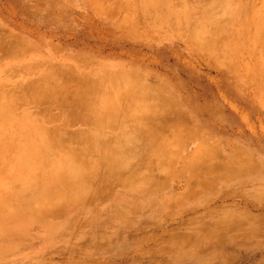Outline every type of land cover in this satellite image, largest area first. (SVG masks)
<instances>
[{
	"label": "rangeland",
	"instance_id": "374dc122",
	"mask_svg": "<svg viewBox=\"0 0 264 264\" xmlns=\"http://www.w3.org/2000/svg\"><path fill=\"white\" fill-rule=\"evenodd\" d=\"M155 1L0 0V126L17 131L0 137V264H264V0ZM53 70L72 126L57 104L43 114L26 102L22 85ZM19 116L27 122L16 125ZM98 135L87 162L65 161L67 147L78 154ZM43 171L57 182L43 177L57 194L46 202Z\"/></svg>",
	"mask_w": 264,
	"mask_h": 264
},
{
	"label": "bare ground",
	"instance_id": "6f19581e",
	"mask_svg": "<svg viewBox=\"0 0 264 264\" xmlns=\"http://www.w3.org/2000/svg\"><path fill=\"white\" fill-rule=\"evenodd\" d=\"M97 1H98V0H97ZM143 1H144V0H143ZM208 1H209V0H208ZM212 1H213V0H212ZM212 1H211V2H212ZM100 2H101V1H100ZM100 2H99V3H100ZM154 2L156 3L157 1L154 0ZM221 2H222V1H221ZM228 2H229V1H228ZM147 3L149 4L148 0H147ZM155 3H154V4H155ZM159 3H161V2H159ZM209 3H210V2H209ZM222 3H223V2H222ZM224 3H225V0H224ZM234 3H235V2H234ZM145 4H146V3H145ZM164 4H165V3H164ZM201 4H202V3H201ZM203 4H205V3H203ZM215 4H216V3H215ZM91 5H92V4H91ZM159 5H160V4H159ZM205 5H206V4H205ZM209 5L211 6L210 8H212V5H211V4H209ZM213 5H214V3H213ZM218 5H220V4L218 3ZM221 5H222V4H221ZM224 5H225V4H224ZM154 6L157 7V5H154ZM166 6H167V5H166ZM163 7H164V5H163ZM213 7H215V6H213ZM216 7H217V6H216ZM216 7H215V9H217ZM239 7H240V6H239ZM101 8H102V7H101ZM194 8H195V7H194ZM200 8H202L201 5H200ZM203 8H204V7H203ZM205 8H206V6H205ZM196 9H197V8H196ZM207 9H208V8H207ZM239 9H241V8H239ZM101 10H102V9H101ZM159 10H160V9H159ZM194 10H195V9H194ZM210 10H211V9H210ZM213 10H214V9H213ZM213 10H212V11H213ZM172 11H173V10H172ZM186 11H187V10H186ZM212 11H211V12H212ZM228 11H230V9H229ZM233 11H234V10H233ZM100 12H102V11H100ZM203 12H204V11H203ZM206 12H208V10H207ZM209 12H210V11H209ZM211 12H210V13H211ZM213 12H214V14H215V11H213ZM238 12H239V11H238ZM210 13H209V15H207V16L210 17ZM232 13H233V12H232ZM258 13H259V12H258ZM187 14H188V12H187ZM214 14H213V15H214ZM227 14H228V13H227ZM184 15L186 16V14H184ZM230 15H231V13H230ZM230 15H229V16H230ZM258 16H259V15H258ZM173 17H174V16H173ZM178 17H179V16H178ZM259 17H260V16H259ZM197 18H198V17H197ZM202 18H204V17H202ZM225 18H226V17H225ZM212 19H213V18H212ZM245 19H246V18H245ZM173 20H174V19H173ZM206 20H207V19H206ZM206 20H205V21H206ZM205 21H203V22H205ZM172 22H173V21H172ZM206 22H207V21H206ZM186 24H187V23H186ZM243 25H244V24H243ZM256 25H257V27H262V25H263L262 20H258V19H257V20H256ZM192 26H193V25H192ZM248 26H249V25H248ZM240 27H241V26H240ZM242 28H243V27H242ZM248 28H249V27H248ZM239 29H240V28H239ZM189 30H190V29H189ZM191 30H192V29H191ZM193 30H194V29H193ZM240 30H241V29H240ZM248 30H250V29H248ZM195 31H196L197 33H199V32H198V31H199L198 29H195ZM250 31H251V30H250ZM250 31H249V32H250ZM256 31H257V30H256ZM261 31H262V30H261ZM196 32H195V33H196ZM251 32H252V31H251ZM257 32H258V31H257ZM262 33H263V32H262ZM236 34H238V33H236ZM251 35L254 36V34H251ZM258 35H259V34H258ZM195 36H196V35H195ZM261 36H262V35H261ZM263 36H264V34H263ZM259 39H260V38H259ZM198 40H199V39H198ZM201 41H202V40H201ZM251 41H252V40H251ZM202 42H203V41H202ZM202 42H201L200 44H202ZM249 42H250V41H249ZM203 43H204V42H203ZM253 43H254V41H253ZM197 44H198V43H197ZM209 44H210V43H209ZM209 44L206 43V45H209ZM214 44H215V43H214ZM214 44H210L211 46H210V45H209V46H206L207 49H209L207 52L210 53V50L214 48L211 52L218 50V52L216 51V52H214V53H215L216 55H219V51H220V49L217 48L218 45H217V47H215ZM203 45H205V44H203ZM209 47H212V48L210 49ZM204 48H205V46H204ZM203 50H205V49H203ZM205 51H206V50H205ZM217 53H218V54H217ZM220 53H221V52H220ZM212 56H215V55L212 53ZM215 57H216V56H215ZM223 57H224V56H221L222 59H223ZM218 58H219V57H218ZM221 58H220V60H221ZM224 58H225V57H224ZM227 58H228V57H227ZM215 60H217V57H216ZM228 61H229V60H228ZM217 62H219V61L217 60ZM221 62L223 63V62H224V59H223V61H220V63H221ZM226 63H227V61H226ZM223 64H225V63H223ZM227 64H228V63H227ZM227 64H226V65H227ZM26 66H27V65H26ZM30 66H31V65H30ZM222 66H223V65H222ZM24 68H25V70L28 69V71H29V68H30V67H27V68L24 67ZM33 68H34V67H33ZM33 68H32V69H33ZM17 70H18V68H17ZM19 70L21 71V69H19ZM17 72H18V71H17ZM47 72H48V70H47ZM19 73H20V72H19ZM21 73H24V72L21 71ZM13 74H14V73H13ZM16 74H17V73H15V75H16ZM62 75H63V73L61 74V72H59V71L54 72V70H53V72H49V73L47 74V76L45 75V77H43V75H42V76H40L41 78H38V77H37V78H38L37 80L35 79V78H36V77H35V78H34L35 81L32 79V82H31L30 84H29V83H26V84L22 85V88H23V89H26V90H27V89H30V90H29V91H30V92H29V96H30V99H29V100H30V101L27 100L26 102L31 103V104L34 103V104H35V107H39V109L41 110L40 112L43 113V114H46L45 111H50V110H52V106H53L54 104H57L59 107H61V110H63V111H62V114L64 113V114L66 115V116H62L63 119H64L63 121L66 120L67 125H68V126H72V123H70V122H72V118L74 117V113L72 112V105H68V104L66 103V101H65V97L62 96V95H64V93H63L62 95H60V96L58 95V92H60V84H59V82H60V79L64 77V75H63V77H60V76H62ZM3 77H4V76H3ZM27 80H28V79H27ZM18 81H19V80H18ZM24 81H25V80H24ZM4 82H6V81H4ZM27 82H28V81H27ZM16 83H17V82H16ZM16 83H14V84H16ZM10 84H11V83H10ZM10 84L7 83L6 85H10ZM14 84H13V85H14ZM18 84H19L18 86L20 87V84H21V83L18 82ZM22 84H23V83H22ZM14 86H16V85H14ZM44 86H46V87L44 88ZM1 87H2V86H1ZM9 87H10V86H9ZM11 87H12V84H11ZM11 87H10V88H6V87H4L6 90L8 89L7 92H6V90H5V92L8 93L10 90H12ZM135 87H136V86H135ZM15 88H18V87H14V88H13L15 93H21V94H22V92H20V91H21L20 88H18V90H20V91L17 90L18 92L15 90ZM43 88H44V89H43ZM138 88H139V87H138ZM144 89H145V88H144ZM134 90H135V88H134ZM80 91H81V92L77 91L78 93H75V92H73V93L77 94V95H78V98H80V100H81V103L84 104V103H85V101H84L85 90H80ZM10 92H11V91H10ZM12 92H13V91H12ZM12 92H11V93H12ZM136 92H137V90L135 91V94H137ZM11 93H10V95H9V99H8V98H6V99H8V100L11 99V98H10V96H12ZM15 93H14V94H15ZM141 93H142V92H141ZM14 94H13V100H14L13 103H14V104H17V106H18V104H19L20 102H18V103L16 102V103H15L16 100H15V98H14V96L16 97V95H18V94H16V95H14ZM6 95H7V94H6ZM65 95H66V94H65ZM142 95H143V93H142ZM18 96H19V95H18ZM19 97H20V96H19ZM27 97H28V96H27ZM23 98L25 99L24 96H23ZM63 98H64V99H63ZM122 98H123V97H122ZM142 98H143V97H142ZM151 98H152V97H151ZM16 99H18V98H16ZM43 99H45V100H44L45 103H44ZM148 99H149V98H148ZM148 99H147V100H148ZM0 100H2V99H0ZM10 101H11V100H10ZM19 101H21V97L19 98ZM138 101H139V100H138ZM143 101H145V100L143 99ZM143 101H142V102H143ZM11 102H12V101H11ZM145 102H146V101H145ZM3 103H4V102H3ZM23 103H24V102L20 103V104H21V107H22L23 105L26 104V103H25V104H23ZM143 103H144V102H143ZM9 104H10V103H9ZM20 104H19V105H20ZM140 105H141V104H140ZM144 105H147V104L144 103ZM17 106H16V107H17ZM130 106H132V105H130ZM138 106H139V105H138ZM142 106H143V105H142ZM99 107H100V106H99ZM99 107H98V108H99ZM109 107H110V106H109ZM136 107H137V106H136ZM146 107H147V106H146ZM149 107H150V106H149ZM149 107H147V108H149ZM44 109H45V111H44ZM105 109H106V106L103 108V110H101V107H100L99 110H101V112L103 111L101 114L104 113ZM139 109H141V108H139ZM9 110H10V109H9ZM32 110H33V109H32ZM59 110H60V109H59ZM21 111H22V110H20V112H21ZM35 111H37V110H35ZM35 111H34V112H35ZM38 111H39V110H38ZM83 111H84V110H83ZM106 111H107V110H106ZM109 111H110V110H109ZM143 111H144V110H143ZM7 113H8V112H7ZM20 114H21V113H20ZM2 115H3V114H2ZM8 115H9V114H8ZM86 116H87V115H86ZM117 116H118V115H117ZM19 117H21V116H19ZM87 118H88V119H87L86 122L88 123V125L91 124V121H92V122L94 121V119L92 120V118H90L89 116H88ZM103 119H104V118H103ZM22 120H23V119H22V117H21V119L18 120V121L16 122V125H17V124L19 125V123H24V124H25V123L27 122V121H25V120H23V122H22ZM111 120H112V119H111ZM28 121H30V120H28ZM66 122H65V123H66ZM95 123H96V122H95ZM13 124H14V122H12L10 125H7V126H0V137H1V138H3V139L6 140V141H9V140L12 141V140H15V139L17 138V136L15 135V134L17 133V131L14 132V133H15L14 135H13V133H12V131H11V130L13 129V127L15 126V125H13ZM39 124H40V123H39ZM55 124H56V123H55ZM99 124H100V122H99ZM42 125H43V124H42ZM57 125H58V124H56V127H57ZM64 125H65V124H64ZM32 126H34V125H32ZM40 126H41V124H40ZM40 126L37 127L36 129L42 127V126H41V127H40ZM73 126H75V125H73ZM50 127H51V126H50ZM50 127H47V129H46V128H44V129L48 130V128H49V130H50ZM61 127H62V126H61ZM53 128H54V126H53ZM59 128H60V126H59ZM89 128H91V127H89ZM96 128H97V127H96ZM36 129H35V130H36ZM41 129H42V131H43V127H42ZM41 129H40V130H41ZM55 129H56V128H55ZM57 129H58V127H57ZM85 129H87V128H85ZM31 130L34 132V129H28L29 133L31 132ZM94 130H95V129H94ZM38 131H39V130H38ZM62 131H63V130H62ZM26 132H27V131H26ZM45 132H46V131H45ZM52 132H54V131H51V134H52V135H55V132H54V133H52ZM65 132H67V131H66V128L64 129V133H65ZM34 133H35V132H34ZM39 133H40V132H39ZM62 133H63V132H62ZM30 134L32 135V132H31ZM30 134H29V136H30ZM37 134H38V133H37ZM67 134H68V133H67ZM44 135H45V134H44ZM63 135H64V134H63ZM65 135H66V134H65ZM29 136H28V137L26 136V138H28V141H31V140H29V138H30ZM37 136H38V138H39V140H40L39 135H36V134H35V135H33V137H35V141H39V140H37V139H38ZM66 136H67V135H66ZM107 136H108V135H107ZM131 136H132V134H131ZM155 136H156V135H155ZM24 137H25V136H24ZM50 137H51V136H50ZM50 137H48V136L46 135V138H50ZM55 137H56V135H55ZM103 137H104V136H103ZM160 137H161V136H160ZM58 138H60V135L58 136ZM61 138H62V137H61ZM70 138H73V137H70ZM70 138H68V139H70ZM105 138H106V136H105ZM111 138H112V137H111ZM111 138H110V136H109V138L107 137L105 140L108 141V140H110ZM18 139H19V138H18ZM42 139H44V138H42ZM42 139L40 140V142L42 141ZM73 139H74V138H73ZM75 139H76V137H75ZM83 139H84V138H83ZM83 139H82L81 141H82V142H85V143H84V144H80V149H78V148L75 149V150L78 152V154H74L73 151H72L73 149H71V147H70V149L67 147V149L70 150V152L72 151L71 153H70V152H67V151H68L67 149H66L67 151L63 150V154L67 152V155H66L65 161H66V159H67L68 161H72V159H73V158H72V155H73V156H76L75 158H79L78 155L81 154V156H84V157H83L84 160H83L82 157H80V160H79V161H81V163H85V162H87V161H85V159H87V158H86V157H87L86 155H88V157H89V154H90V156H91L93 153L95 154L96 151H95V152H91V151H93V150H97V148H99V146H101V144L103 143L102 140H101V138H99V135H98V137L96 136L95 138H92V139H90V138H88V140H83ZM103 139H104V138H103ZM45 140H47V139H45ZM45 140H44V141H45ZM65 140L67 141L66 143H69V140H67V139H65ZM65 140H64V138H63V141H61V140H60V141H61V142H65ZM71 140H72V139H71ZM71 140H70V141H71ZM76 140H77V139H76ZM44 141H43V145H44ZM72 141H73V140H72ZM72 141H71V143H72ZM110 141H111V140H110ZM135 141H136V140H135ZM33 142H34V140H33ZM40 142H38V143L35 142V144H37V147H34V149H35L36 151H37L38 147L41 148V145L38 146ZM131 142H133V140H131ZM154 142H155V141H154ZM18 143H19V142H18ZM48 143H49V141H48ZM66 143H65V144H66ZM78 143H80V142H78ZM104 143H105V142H104ZM35 144H33V145L36 146ZM41 144H42V143H41ZM46 144H47V143H45V145H44L45 147H44V148H47V147H48V146L46 147ZM128 144H129V143H128ZM33 145H32V146H33ZM48 145H51V144H48ZM53 145H54V144H53ZM53 145H51V146H53ZM62 145L64 146V144H62ZM78 145H79V144H78ZM91 145H93V147L90 149V146H91ZM114 145L116 146V144H114ZM120 145H121V143H120ZM125 145H126V144H125ZM125 145H124V146H125ZM17 146H20V145H17ZM32 146H31V150H32ZM54 146H55V145H54ZM59 146H60V145H59ZM65 146H67V144H66ZM115 146H114V147H115ZM132 146H133V145H132ZM140 146H141V145H140ZM49 147H50V146H49ZM56 147H57V146H56ZM56 147H54V148H56ZM94 147H95V148H94ZM106 147H108V146H106ZM112 147H113V146H112ZM114 147H113V148H114ZM116 147H117V148L119 147V153H120V152L122 153L123 150L120 151V146H116ZM121 147L124 148L122 145H121ZM129 147H130V146H129ZM62 148H63V147H61V149H62ZM126 148H127V147H126ZM126 148H124V149L126 150ZM134 148H135V149H134V150L132 149L131 151H135V150H136V146H135ZM28 149H30V148H28ZM57 149H58V148H57ZM77 149H78V150H77ZM106 149H107V148H106ZM129 149H131V148H129ZM129 149H127V151H129ZM137 149H138V148H137ZM22 150L26 151L25 149H22ZM50 150H51V149H50ZM50 150H48V151H50ZM117 150H118V149H117ZM125 150H124V151H125ZM32 151H33V150H32ZM44 151H45V150H44ZM46 151H47V150H46ZM111 151H112V150H111ZM124 151H123V153H124ZM127 151H125V153H126ZM160 151H161V150H160ZM19 152H20V150H18V153H19ZM22 152H23V151H22ZM55 152H56V151H55ZM57 152H58V151H57ZM117 152H118V151H117ZM139 152H140V151H139ZM13 153H15V152H13ZM18 153H16V154H17V155H16V158H17V156H19ZM27 153H30V152H27ZM43 153H44V152H43ZM61 153H62V152H61ZM72 153H73V154H72ZM115 153H116V152H115ZM121 153H120L119 155H120V158L123 159V157H122L123 155L121 156ZM127 153H128L127 157H128V156L130 157V155H129L130 152H127ZM135 153H136V151L134 152V157H135ZM40 154H42V152H41ZM50 154H51V153H49V155H50ZM56 154H57V153H56ZM112 154H113V153H112ZM130 154H131V153H130ZM132 154H133V152H132ZM139 154H141V152H140ZM12 155H13V154H12ZM22 155H23V153H22ZM26 155H27V154H25V157H26ZM31 155H32V154H31ZM31 155H30V157H31ZM47 155H48V153H47ZM49 155L46 156V157H49ZM51 155H53V154H51ZM59 155H60V157H62V159H63V156H62L60 153H58V156H59ZM64 155H65V154H64ZM136 155H137L138 158L141 157V156L139 157V155H138L137 153H136ZM144 155H145V154H144ZM37 156H38V158H39V156H41V155H39L38 151H37ZM44 156H45V155H44ZM28 157H29V156H28ZM33 157H34V156H33ZM42 157H43V156H42ZM46 157H44V160H45V159H49V158H46ZM60 157H59V159H60ZM124 157H125V160H126L127 158H126L125 155H124ZM53 158H54V157H53ZM53 158H51V159H53ZM81 158H82V159H81ZM130 158H131V159H130ZM130 158H129L128 161H131V160H132V157H130ZM28 159H29V158H28ZM28 159H27V162H26V159L24 160V162L28 163L27 165L29 166V163H31V160L29 159V160H30V162H29ZM34 159H36V155H35V158H34ZM62 159H61V160H62ZM133 159H135V158H133ZM140 159H142V158H140ZM17 160H18V159H17ZM38 160H39V159H38ZM40 160H41V159H40ZM40 160L38 161L39 163H40ZM44 160H43V161H44ZM54 160H56V159H54ZM63 160H64V159H63ZM63 160H62L61 162H63ZM77 160H78V159H77ZM120 160H121V159H120ZM143 160H144L143 162L146 161L145 158H144ZM15 161H16V160H15ZM35 161L37 162V160H35ZM65 161H64V162H65ZM82 161H85V162H82ZM118 161H119V160H118ZM122 161H123V160H122ZM122 161H120V162H122ZM132 161H133V160H132ZM132 161H131V162H132ZM138 161H140V160H138ZM9 162H11V160H10ZM45 162H46V161H45ZM49 162L51 163L52 161H49ZM56 162H57V161H56ZM124 162H125V161H124ZM26 163H25V164H26ZM32 163H34V162L32 161ZM32 163H31V165H32ZM41 163H42L43 165L45 164L44 162H41ZM66 163H67V162H66ZM66 163H65V164H64V163L60 164V166H62L63 164H64V165L62 166L63 168L61 167V168H59V169H61V170H62V169H66V170H68V172H69L70 174L67 173V172H66V173L69 174L68 177L71 179V178H73V177L71 176V174H72V172H71V171H72V165L69 164V163H67V164H66ZM88 163H89V160H88ZM117 163H118V162H117ZM11 164H13V162L10 163L9 165H11ZM37 164H38V163H37ZM51 164H52V163H51ZM141 164H142V163H140V166H141ZM34 165H35V164H34ZM43 165H42V166H43ZM49 165H50V164H49ZM136 165L139 166V164H136ZM142 165H143V164H142ZM23 166H25V165L23 164ZM36 166H38V165H36ZM57 166H59V165H57ZM88 166H89V165H88ZM7 167H8V166H7ZM13 167H15V164H13ZM40 167H41V166H40ZM44 167H46V166L44 165ZM47 167H48V166H47ZM85 167H86V166H82V167H81V169L83 168L84 173H85V169H84ZM8 168H10V166H9ZM25 168H26V166L24 167V170H25ZM34 168H35V167H32V168H30V169H27V168H26V170H28V174H30L31 176H32V173H31V172L29 173V171H32V169H34ZM50 168H51V167H48V168H47V169H48V170H47L48 172L50 171ZM56 168H57V167H56ZM56 168H55V169H56ZM116 168H117V167H116ZM136 168H137V167H136ZM138 168H139V167H138ZM138 168H137V169H138ZM13 169H14V168H12V171H13ZM36 169H38V168H36ZM36 169H34V170H36ZM42 169H44V168H42ZM45 169H46V168H45ZM57 169H58V168H57ZM81 169H80V170H81ZM87 169H88V168H86V174L89 172V169H88V172H87ZM92 169H93V168H92ZM142 169H143V168H142ZM26 170H25V172H26ZM34 170H33V171H34ZM38 170H39V169H38ZM52 170H53V167H52ZM9 171H11V169H10ZM9 171H8V172H9ZM33 171H32V172H33ZM64 171H65V170H64ZM83 171L81 170V174H83ZM138 171H140V168H139ZM147 171H148V170H147ZM23 172H24V171H23ZM36 172H37V173H34V172H33V173H34L35 175L39 173L38 171H36ZM58 172H60V171H58ZM26 173H27V172H26ZM46 173H47L46 171H45V173H44V171H43V174H44L43 176H42V174H39L40 176H42V177L40 178V179L42 180V186H41V184H39L41 187H43V186L46 185V184L43 185V184H44V183H43V182H44V181H43V177H44V176L47 177V178L44 177V180L46 179L47 181L49 180V178L51 179V177H52L51 175H50L51 177L45 175ZM49 173H50V172H49ZM49 173H48V175H49ZM54 173H55V172H54ZM56 173H57V172H56ZM62 173H63V172H60V175H61ZM9 174H10V173H9ZM28 174H27V175H28ZM51 174H52V175H57L58 173H57V174H53V173H51ZM67 174H66V176H67ZM76 174L78 175L79 172L76 173ZM76 174H75V175H76ZM81 174H79V175H81ZM88 174H89V176L91 175L90 173H88ZM88 174H87V176H88ZM22 175H25V173H23ZM22 175H21V176H22ZM60 175H59V176H60ZM62 175H63V174H62ZM62 175H61V176H62ZM64 175H65V174H64ZM118 175H119V174H118ZM133 175H134V174H133ZM136 175H137V174H136ZM15 176H16V174H15L14 176L12 175L13 178H14ZM18 176L21 177V176H20V173L17 174V177H18ZM57 176H58V175H57ZM70 176H71V177H70ZM83 176H84V177H83ZM83 176L81 175V177L83 178V180H84V179H87V178H86V175H83ZM97 176H98V175H97ZM17 177H15V178H17ZM32 177H33V176H32ZM37 177H38V175H37ZM37 177L34 176L33 179H34V178H37ZM48 177H49V178H48ZM63 177H64L65 179H64V181L61 180V183L63 182V183L65 184V182H66V178H67V177H65V176H63ZM81 177L78 176L77 178H80V180H81V179H82ZM15 178H14V179H15ZM23 178H24L26 181L28 180L27 182H30V183H31V177H29V176H28V177H26V176L24 177V176H23ZM88 178H89V177H88ZM97 178H98V177H97ZM134 178H135V177H134ZM21 179H22V177H21ZM53 179H54V178H52L51 180H53ZM59 179H60V178H59ZM61 179H62V178H61ZM91 179H92V177L90 176V180H91ZM38 180H39V177H38ZM38 180H37V182H40V183H41V180H40V181H38ZM54 180H56V179H54ZM54 180H53V181H54ZM75 180L77 181V179H74V181L71 180V181H69V182H70V183H73V184H75V185L78 184L79 186H78V185L76 186V187H78V189H80L81 187H83L84 184H83V185H80V184H79L78 182H76ZM80 180L78 179V181H80ZM87 180H88V179H87ZM87 180H85V181H83V182L86 183V184H85L86 187L90 188L89 185L91 184L92 180H91V182H90V180H88L90 184H89L88 182H86ZM35 181H36V180H35ZM47 181L45 182V183H48L47 186H48V185H51V186H52L53 183H57V182L54 181V182H52V184H49V182H47ZM13 182H14V180H13ZM17 182H20V180H17ZM17 182H16V183H17ZM67 182H68V180H67ZM67 182H66V186H67V185H70V183L68 184ZM80 182H81V181H80ZM83 182H82V183H83ZM97 182H98V181H97ZM14 183H15V182H14ZM33 183H34V182H33ZM50 183H51V182H50ZM93 183L97 184L96 182H93ZM12 184H13V183H12ZM22 184H23V186H25L24 182H22ZM28 184H29V183H28ZM34 184H37V183H34ZM31 185H33V184L31 183ZM55 185H56V184H55ZM188 185H189V184H188ZM40 186H39V188H40ZM51 186H49V187H51ZM80 186H81V187H80ZM52 187H54V186H52ZM52 187H51V189H50V193L52 192V193L55 194V192L53 191L54 188L52 189ZM55 187L59 188L60 186H58V184H57ZM69 187H70V186H69ZM71 187H72V185H71ZM73 187H74V186H73ZM73 187H72V188H73ZM86 187L84 186V188H86ZM188 187H189V186H188ZM29 188L31 189V186H29L28 189H29ZM67 188H68V187H67ZM40 189H42V190L39 191V189H38V190H37V189H32V191H33V190H34V191L36 190L37 192L39 191L38 193L43 192L44 194H47V196L44 195L46 198L43 199L44 196H42L41 193H40L41 198L46 202V200L48 199V193H49V192L47 191L48 188H47V190H45V189H46V186H45V187L40 188ZM78 189H77V190H78ZM21 190H22V189H21ZM43 190H44L45 192H44ZM58 190H61L62 192L64 191V190H62L61 188L58 189ZM58 190H57V191H58ZM68 190H69V188H68ZM72 190L77 191L76 189H72ZM80 190H81V189H80ZM80 190H79V191H80ZM90 190H91V189H90ZM29 191H31V190H29ZM32 191H31V193L33 194L34 192H32ZM57 191H56V193H57ZM47 192H48V193H47ZM71 192H72V191H71ZM50 193H49V196L52 195V194L50 195ZM63 193H64V192H63ZM63 193H61V194H63ZM73 193H74V192H73ZM78 193H79V192H78ZM54 194H53V195H54ZM70 194H71V193H70ZM37 195H38V194H37ZM37 195H36V194L34 195V196H36V199H34V202H35V200H36L37 202H41V201H39L40 199L38 200V198H39L40 196L38 197ZM55 195L57 196V194H55ZM56 196H55V200H56ZM62 196H64V195H62ZM67 196H68V195H67ZM18 197H20V195H18ZM23 197H24V196H23ZM52 197L54 198V196H52ZM20 198H22V195H21ZM25 198L30 199L29 197H24V200H25ZM33 198H35V197H33ZM69 198H70V197L68 196V200H70ZM21 200H22V199H21ZM49 200H51L50 203H52V202L54 201L53 199H51V197H50ZM49 200H48V201H49ZM52 200H53V201H52ZM22 201H23V200H22ZM77 202H78V201H77ZM35 203H36V202H35ZM43 203H44V202H43ZM50 203L48 202V204H50ZM53 203H54V202H53ZM53 203H52V204H53ZM25 204H26V203L24 202V203H22V206H21V202H20L19 205L21 206L20 208H21L22 210H23V207H24ZM37 204H38V203H37ZM41 204H42V202H41ZM0 205H1V203H0ZM46 205H47V204H45V206H46ZM50 205H51V204H50ZM27 208H28V207H27ZM27 208H26V209H27ZM24 209H25V208H24ZM28 209H29V208H28Z\"/></svg>",
	"mask_w": 264,
	"mask_h": 264
}]
</instances>
